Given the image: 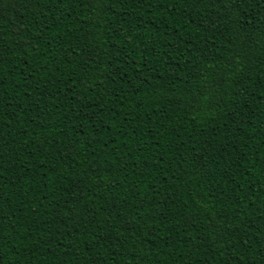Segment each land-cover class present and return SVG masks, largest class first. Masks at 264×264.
<instances>
[{
  "label": "trees",
  "instance_id": "obj_1",
  "mask_svg": "<svg viewBox=\"0 0 264 264\" xmlns=\"http://www.w3.org/2000/svg\"><path fill=\"white\" fill-rule=\"evenodd\" d=\"M0 264H264V0H0Z\"/></svg>",
  "mask_w": 264,
  "mask_h": 264
}]
</instances>
